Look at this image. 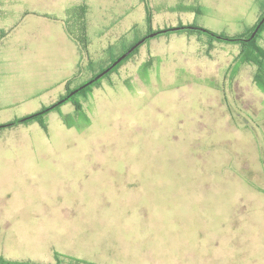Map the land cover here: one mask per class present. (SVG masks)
Here are the masks:
<instances>
[{"label":"rangeland","instance_id":"374dc122","mask_svg":"<svg viewBox=\"0 0 264 264\" xmlns=\"http://www.w3.org/2000/svg\"><path fill=\"white\" fill-rule=\"evenodd\" d=\"M116 1V10L133 2L138 26L92 23L80 74L60 82L63 58L43 54L29 59L25 78L17 60L3 77L4 92L18 84L25 101L0 107V256L264 264V89L240 43L203 31L248 34L264 0H148L151 24L141 0ZM179 26L195 28L147 37L149 28ZM144 37L87 97L75 96L81 109L68 101L45 116V127L10 125ZM257 43L264 48V32Z\"/></svg>","mask_w":264,"mask_h":264},{"label":"crops","instance_id":"0c3cea01","mask_svg":"<svg viewBox=\"0 0 264 264\" xmlns=\"http://www.w3.org/2000/svg\"><path fill=\"white\" fill-rule=\"evenodd\" d=\"M115 2L119 1L0 0V52L2 53L0 54V107L16 105L25 101L20 96L21 87L18 84L15 86V92L11 90L4 92L3 77L11 69L12 63H16V60L19 69L24 72V74H20L22 79L25 78V72L30 67L31 60L29 59L33 57L36 60L43 54L63 58V68L58 69L60 82L80 74L82 53L76 39L70 36L67 31L68 23H73L71 18L73 17L74 21L77 19L75 12L77 7H86V30L96 21L108 25L107 29L124 27L132 30L137 28L138 22L133 19V12H135L133 2L126 1V6H121L118 10L111 7ZM134 2L139 4L140 0H134ZM141 2L144 3L145 8L146 4H149L148 0H141ZM95 3L98 4L97 11L93 8ZM5 6L9 9L6 10ZM7 14L9 16L6 18ZM94 14L98 16L95 18ZM15 17H17V24L13 25ZM12 31L14 33H11ZM10 43L19 47L18 56H15L16 53L11 55L8 52L10 49L7 46H12ZM70 84L69 86L73 87Z\"/></svg>","mask_w":264,"mask_h":264},{"label":"trees","instance_id":"16d2710c","mask_svg":"<svg viewBox=\"0 0 264 264\" xmlns=\"http://www.w3.org/2000/svg\"><path fill=\"white\" fill-rule=\"evenodd\" d=\"M146 11H147V20H148L147 22H148V24H151V21L149 20L150 19V6H149V4H146ZM75 12L77 15V19H75L74 23H68L67 31H68L70 36H72V37H74V39H76V41L80 47L82 57H84L85 54L87 53V45H88L87 44L86 22H85L86 7L85 6L77 7ZM263 16H264V13L261 16V18L258 20L256 25L259 23V21L262 19ZM256 25L254 26L252 31H250L248 34L242 35V36H226V35L217 34L214 32H213L214 34H212L211 31L206 32V34H208L211 37L216 38L218 40H229L230 42L240 43L242 45L241 59L243 61L248 62V63H254L257 65L258 69H257L256 74H255L256 81L264 89V48L260 47L257 43L258 38L261 36V33L264 32V22L261 25V27L259 28L256 35L252 39L247 40V38H249L251 36V34L253 33ZM181 30L192 31L193 29H190L189 27H184ZM168 31H170V30H168ZM152 32H153V30L151 28H149L147 35L149 33H152ZM228 38H232V39H228ZM138 41H136V42L132 43L131 45L127 46L126 48H124V50L118 56L113 58L111 60V62L106 67L95 72L89 80L81 83L80 85H78L76 87H68L67 93L65 95L61 96V98L57 102H55L51 105H48V106H44L37 112L28 114V115L20 117V118H17L14 121H11L10 125H15V124H19V123L29 124L32 122H39L40 124H42L43 127H45V121H44L45 116L51 110L56 109L57 107H59L60 105H62L63 103H66L68 101H72V103L75 105V107L77 109H81L82 104L80 103V101H78V99L75 98V96L78 94H81L82 96L87 97L88 94L90 92H92V87L95 84H97V82L100 80V78L95 79V77H97L100 73L103 72V70H105L110 65H112V63H114L121 55H123L126 51H128ZM137 48H138V46L134 50H132L126 57H124L120 62H118L115 66H113L110 70H108L106 73H104L103 76H105L106 74H108L110 72H113L115 68L119 67L128 57H130L133 53H135ZM80 67H81V65H80ZM78 262L79 263H77V264L86 263V262L80 261V260ZM0 264H38V263L23 262V261H12V260L4 259L0 256Z\"/></svg>","mask_w":264,"mask_h":264},{"label":"water","instance_id":"95a60500","mask_svg":"<svg viewBox=\"0 0 264 264\" xmlns=\"http://www.w3.org/2000/svg\"><path fill=\"white\" fill-rule=\"evenodd\" d=\"M264 22V16L262 17V19L259 21V23L257 24V26L255 27L253 33L251 34V36L249 38H247V40L252 39L256 33L258 32L259 28L261 27V25ZM184 27L179 26V27H175V28H170V29H164V30H159V31H154L152 33H150L147 37H151V36H155L157 34H160L162 32H166L168 30H176V29H183ZM190 28H195L193 26H190ZM205 32H208V30H203ZM212 34H214L212 32ZM147 37L142 38L141 40H139L134 46H132L128 51H126L123 55H121L114 63H112L111 66H109L107 69H105L102 73H100L97 77H95V79L101 77L104 73H106L108 70H110L114 65H116L118 62H120L124 57H126L132 50H134L140 43H142ZM228 39H232V38H228Z\"/></svg>","mask_w":264,"mask_h":264}]
</instances>
